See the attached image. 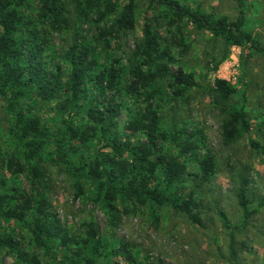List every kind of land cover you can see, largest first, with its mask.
Instances as JSON below:
<instances>
[{"label": "rangeland", "instance_id": "rangeland-1", "mask_svg": "<svg viewBox=\"0 0 264 264\" xmlns=\"http://www.w3.org/2000/svg\"><path fill=\"white\" fill-rule=\"evenodd\" d=\"M61 1L67 11L69 25L60 29L52 28L50 20L40 16L39 0H25L22 6L12 8H16L27 20L35 21L40 40L44 42L47 67L55 73L56 66H59L63 83L70 74L69 52L73 45L95 49L96 71L109 68L114 59L119 60L123 71L116 92V103L120 109L118 133L122 140H130L135 145L144 142V132H131L124 128L135 112L146 106L143 97L136 98L125 91L130 79L127 58L135 43L142 39L146 24L158 32L162 45L170 44L175 27L168 24L165 8L155 6L150 0H136L134 30L116 33L109 38V48L105 49L96 40L95 16L88 11L82 14L75 12L73 0ZM111 1L117 3L118 11L128 2ZM177 1L211 15L214 20L234 21L242 12L245 32L264 48V0H243L242 6L240 0ZM114 19V16H110L109 21ZM16 36H21V33ZM184 42L186 51L170 44L176 61L171 67L172 70L181 67L192 74L196 86L177 97L174 95L172 78L168 77L155 82L148 90H160L153 100V108L159 114L158 134L170 133L172 126L186 129L193 132L199 152H209L214 157V173L207 182L200 183L193 177L198 172V163L180 156L178 148L167 140L158 139L160 152L178 156L185 163L188 176L178 186V192L183 198L191 193L195 195V210L198 211L200 223H193L170 206L159 208L148 202L142 206L121 200L114 203L121 214L112 220L106 201L97 197L93 185L44 161L41 166L45 169L50 209L58 223L79 240L87 237L85 226L94 224L98 228L96 245L102 255L125 244L135 258L145 264H232L233 247L236 264H264V206L260 204L264 192V58L250 44L227 46L221 39L197 31L190 25L184 31ZM232 56L238 59L236 65ZM216 79L228 80L227 83L235 89L226 102L216 99L213 92ZM86 95L62 110L60 103L69 97L64 87L49 103L41 102L28 89L17 111L38 117L41 124L55 132V129L63 127V121L79 124L86 118L87 101L97 98L98 91L89 84ZM240 109L247 113L250 128L236 142L225 143L221 127L226 112ZM13 125L14 115L0 97V194L12 189L23 198L33 191L40 194L41 185L33 181L27 172L13 174L5 165L8 158L22 156ZM97 139L90 140L85 146L77 145L78 151H70V154L74 158L82 154L85 159L92 158L103 145ZM244 179L247 181L249 207L255 211L246 223L242 221V211L237 201V192ZM77 181H80L82 188L78 198L75 195ZM161 181L159 172L154 183ZM124 208H128L129 213H124ZM0 237L16 239L19 245L17 249L35 254L41 264L68 263L72 258L71 249H56L53 256L37 249L27 222L0 219ZM17 254L16 251L0 249V264H28L21 261ZM97 262L125 264L121 258L111 257H102Z\"/></svg>", "mask_w": 264, "mask_h": 264}, {"label": "trees", "instance_id": "trees-1", "mask_svg": "<svg viewBox=\"0 0 264 264\" xmlns=\"http://www.w3.org/2000/svg\"><path fill=\"white\" fill-rule=\"evenodd\" d=\"M24 1L0 0V97L6 101L7 109L14 115L13 130L19 139L22 152L20 158H8L5 165L13 174L27 172L33 181L41 185L42 192L39 194L33 191L24 198L14 189L0 194V219L27 222L34 246L43 250L46 255L53 256L56 249H71L70 261H59L58 264H99L97 261L102 257L121 258L125 264H145L138 261L125 244L102 255L96 245L98 228L94 224L85 226V240L70 235L58 223L56 215L50 209L42 162H50L70 176L86 180L93 185L97 197L106 201L112 220L121 214L114 204L121 200L142 206L147 202L159 208L170 206L193 223L199 224L195 195L191 193L183 198L178 192V186L182 185L188 176L187 167L178 156L160 152L158 139L160 137L167 140L178 148L180 156L189 157L198 163V172L193 177L200 183L207 182L214 173V157L209 152L201 154L196 140L193 139V132L186 129L172 126L170 133L158 134L159 114L153 108V100L160 90L148 89L155 82L168 77L172 78L174 95L177 97L185 95L188 89L196 86L192 74L186 73L181 67L176 70L171 67L176 61L170 44L186 51L184 31L188 25L197 31L210 33L227 46L240 47L250 44L263 58L264 48L259 46L251 34L245 32L242 12L234 21L214 20L211 15L202 13L199 9H192L177 0H150L155 6L165 8L168 24L174 26L175 31L170 44L162 45L158 32L146 24L142 39L135 43L127 58L130 79L125 91L136 98L143 97L146 103L124 127L127 131L145 133V141L135 145L130 140H122L118 133L120 109L116 103V92L123 71L119 60L114 59L109 68L96 71L98 63L94 55L95 49L91 46L73 45L69 52L70 74L63 83L60 79V67L56 66L55 73L47 67L44 42L40 40L35 21L27 20L16 8H12L22 6ZM242 1H239L240 6ZM39 2V14L42 18L50 20L52 28L60 29L69 25L67 11L61 0ZM73 2L75 12L82 14L88 11L95 16L94 23L98 31L96 40L105 49L109 48V38L116 33L134 30L136 0H128L120 11L117 3L111 0ZM110 16L115 19L109 21ZM18 33H21V36L17 37ZM89 84L98 91V97L87 101L86 118L79 124L63 121V127L52 132L49 127L41 124L38 117H30L22 111H17V106L28 89L32 90L41 102L49 103L64 87L69 94V97L60 103L61 109L64 110L69 103L78 102L87 96ZM213 92L218 102H226L235 93V89L227 81L216 79ZM249 128V119L243 109L227 111L221 127L222 138L228 144L236 142ZM94 139L103 145L92 158L85 159L83 154L72 157V153L78 151L77 145L85 146ZM159 172L162 181L154 183ZM79 182L75 185L77 198L82 194ZM247 192V181L244 179L237 192L243 223L255 213L249 207ZM260 204L264 206V192ZM123 212L129 213L128 208H124ZM18 246L14 238L0 237V249L16 251L18 258L24 263L41 264L35 254L19 251ZM231 252L232 264H236L233 247Z\"/></svg>", "mask_w": 264, "mask_h": 264}, {"label": "built area", "instance_id": "built-area-1", "mask_svg": "<svg viewBox=\"0 0 264 264\" xmlns=\"http://www.w3.org/2000/svg\"><path fill=\"white\" fill-rule=\"evenodd\" d=\"M232 60L235 62V65L237 64V61H238V59H237V57L235 56V58L232 56ZM223 80H225V81H227L228 82V80H226V79H223Z\"/></svg>", "mask_w": 264, "mask_h": 264}]
</instances>
